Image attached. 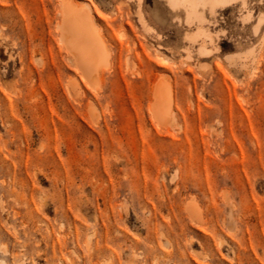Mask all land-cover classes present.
Segmentation results:
<instances>
[{"label":"rangeland","instance_id":"obj_1","mask_svg":"<svg viewBox=\"0 0 264 264\" xmlns=\"http://www.w3.org/2000/svg\"><path fill=\"white\" fill-rule=\"evenodd\" d=\"M63 1L96 14L99 80L59 41ZM246 2L193 42L166 0H0V260L264 264V0Z\"/></svg>","mask_w":264,"mask_h":264},{"label":"bare ground","instance_id":"obj_2","mask_svg":"<svg viewBox=\"0 0 264 264\" xmlns=\"http://www.w3.org/2000/svg\"><path fill=\"white\" fill-rule=\"evenodd\" d=\"M129 1L141 6L144 0ZM237 1L239 0H166V3L173 12L183 11L186 14L188 24L198 26L197 35L195 34L196 36L191 38L193 42H196V38L200 36H203L204 40L212 42L211 34L204 30V24L208 22L204 12L208 11L211 17L215 19L218 7L225 8ZM240 1H242L243 6L247 5L246 0ZM83 4L84 6L73 5L63 1L59 11L56 12V30L59 41L67 49V56L75 67L87 80H99L105 71L104 67L107 64L109 50L102 38V29L99 28L93 8L86 2ZM206 50L201 47L200 55H205ZM169 111V105H163L159 110L164 119L170 115ZM0 264L8 263L5 260H0Z\"/></svg>","mask_w":264,"mask_h":264}]
</instances>
